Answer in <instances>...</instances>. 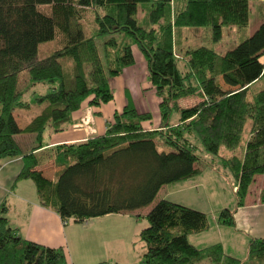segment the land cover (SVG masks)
<instances>
[{
  "label": "trees",
  "instance_id": "1",
  "mask_svg": "<svg viewBox=\"0 0 264 264\" xmlns=\"http://www.w3.org/2000/svg\"><path fill=\"white\" fill-rule=\"evenodd\" d=\"M88 10L95 13L90 33ZM250 12L251 0H0V160L20 157L16 183L34 181L40 205L65 222H83L151 205L165 185L202 172L204 151L235 179L236 205L218 218L220 225L235 226L252 182L264 174V87L254 91L264 78V12L246 36ZM226 26H237L241 37L225 53L206 45L184 49L185 30L209 28L217 43ZM134 46L162 99L163 127H147L151 114L128 103L105 134L57 145L52 153L42 150L48 128H67L84 102L98 107L114 98L111 80L135 64ZM39 84L50 91L28 100ZM190 96L199 101L182 106L180 100ZM32 109L31 121L21 126L15 112ZM173 110L180 114L177 124L169 123ZM19 134L35 135L29 150L18 143ZM51 164L57 168L53 178L45 174ZM259 199L264 203V188ZM8 212L2 202L0 264H71L64 247L22 237ZM146 217L150 225L140 233L144 264H264L261 237L249 239L245 259L227 253L222 243H191V234L210 228L201 210L163 199Z\"/></svg>",
  "mask_w": 264,
  "mask_h": 264
},
{
  "label": "rangeland",
  "instance_id": "2",
  "mask_svg": "<svg viewBox=\"0 0 264 264\" xmlns=\"http://www.w3.org/2000/svg\"><path fill=\"white\" fill-rule=\"evenodd\" d=\"M148 7H150V3H147ZM264 12V4L262 0H251V14L249 25L245 29L246 36L251 35L254 31L259 27L262 21V14ZM145 11H141L139 14L140 20L144 21ZM85 24L87 31L90 33L91 29L94 26L95 21V13L92 10H88L85 12ZM185 34L187 39L184 41V49H194L201 45H206L216 49L220 53H225L227 50L234 48L238 41L240 40L241 33L237 26H226L223 29V36L221 40L217 43L212 41L211 38V31L209 28H191L185 30ZM103 38L98 39V44L100 47V53L103 56L104 51L102 48ZM56 44L55 42L51 44ZM48 48V46H44L43 50ZM140 56L142 57L143 54L138 49ZM177 51V57L183 60V53ZM143 63L141 64L140 61H137V66L132 67L129 66L124 69L126 72L135 71L136 78L135 81L132 82V86L130 89L132 91V97L130 98L132 103L138 105L140 110L144 112H149L152 116L151 122H148L147 127L158 129L163 127L161 112L158 113L159 103H161L162 99L157 95L156 88L150 82L148 76V65L143 56ZM264 61V58H263ZM144 66V68H143ZM131 67V68H130ZM180 67L184 69L183 61L180 62ZM130 68V69H129ZM143 70V71H142ZM123 71V73H124ZM137 71V72H136ZM140 72H143L140 74ZM122 73V74H123ZM131 73V72H130ZM121 74L120 77H113L112 78V85L119 93L120 82L125 80L128 76V73ZM264 87V78L258 84L255 85L254 91L261 89ZM35 92L28 95L27 99L30 100L35 93L42 94L50 91L49 85L39 84L34 89ZM121 100V97H119ZM158 98V99H157ZM118 100V99H116ZM129 101V100H128ZM199 101V98L196 96H190L185 99L180 100V104L185 107L192 106ZM34 113V109L26 111V110H17L15 112V116L18 119V122L21 126H25L30 117H32ZM180 119V114L173 110L170 117L169 123L176 124ZM91 125V119L89 115H85L80 124L78 126H89ZM48 134V133H47ZM26 139L27 135L19 134L16 137ZM196 139L193 138V141ZM197 142V141H195ZM200 144V142H199ZM202 146V145H201ZM31 147V146H28ZM26 149V148H25ZM203 150L202 147H200ZM225 150V149H224ZM201 153V152H200ZM199 167L202 169V172L188 180L178 181L175 183H170L165 185L161 192L158 194L155 201L147 207L140 208L134 212L124 213L123 217H119L115 219L113 224H116V228L120 230L121 227L123 229L122 235V243L116 245L117 242H114L113 245L108 249L104 257H106L108 262L114 264V262H118L120 264H132V263H143V249L142 245L143 242L140 239L141 231L150 225L148 218L146 217L147 213L163 199H168L170 201H174L180 203L182 205H186L198 210H201L207 214L210 228L208 231L204 233H193L189 236V240L191 243L195 244L196 246L203 248L210 246L215 243H222L226 249V252L229 254H233L237 257L245 259L248 255V245H249V238L246 235L240 234L243 239L238 240L235 238H231V233L234 232V229L231 226L227 225H220L218 218L219 213L222 209L228 207L233 209L237 202L236 196V188L235 179L231 175V173L226 170L220 161L219 158L206 154L204 151L202 153V160L199 162ZM30 184H33L32 181H28ZM264 185V174L256 175L254 181L250 186V193L247 202L251 203L254 198L257 199V194L259 193L261 187ZM137 214H141L140 217H137ZM110 215V214H109ZM102 217V216H101ZM98 218V217H96ZM95 218L87 219L83 222H77L74 219H70L71 224H77L83 226L87 222L94 220ZM83 226L82 229H84ZM230 233H226L229 231ZM247 241V242H246ZM76 259V258H75ZM113 261V262H111ZM197 264H213L209 261H201Z\"/></svg>",
  "mask_w": 264,
  "mask_h": 264
},
{
  "label": "crops",
  "instance_id": "3",
  "mask_svg": "<svg viewBox=\"0 0 264 264\" xmlns=\"http://www.w3.org/2000/svg\"><path fill=\"white\" fill-rule=\"evenodd\" d=\"M133 52L136 59L135 64L132 65L134 68L137 66V61L142 64L144 59L143 56H140L137 46L133 47ZM130 72L124 71V73H128V76L120 82L119 93L113 87L111 81L114 98L109 103L94 107L86 101L81 109L73 114V121L67 128L61 131L48 128L44 135L45 147L42 150L52 153L53 148L57 145L78 143L90 137L105 134L109 124L114 119V114L121 112L128 103L135 106L138 111L144 112L130 99L131 97L133 99L130 86L133 87L132 82L136 78L135 71ZM142 73L140 72V74ZM119 97H121V100H119ZM157 103L160 104L159 99ZM158 113H160V105ZM34 114L32 115L34 116ZM87 114L91 119V125L88 127L78 126ZM32 117H30L28 123ZM148 124L145 123L146 126ZM22 135H27L26 139L23 138L24 136H21V138L16 137V139L24 149L26 148L25 150H29L34 145L36 137L34 134ZM22 167L23 161L20 157L0 160V204L6 202L9 205L8 217L18 233L26 239L47 246L64 247L69 252L71 264H97L101 261H108L109 259L104 257L105 252L110 249L114 242H117L116 245L123 244V229L120 227V230H118L113 222L115 219L123 217L124 213L95 218L83 224L84 229H82L83 226L71 224L70 219L65 222L58 213L40 205L34 181L26 179L19 180L16 183ZM56 171L57 168L51 164V168L45 169V174L47 177L53 178ZM28 181H32L33 184ZM262 188H264V185L260 191ZM260 191L257 194V199L254 198L251 203L246 201L245 206L239 208L235 215L236 225L231 226L235 231V233H231V238L236 237L240 241L241 239L245 241L246 238L244 240L240 234L246 235L249 239L251 237L264 238V203L259 199ZM228 232L230 233V230L226 231V233ZM116 263H119V261L114 262V264Z\"/></svg>",
  "mask_w": 264,
  "mask_h": 264
}]
</instances>
